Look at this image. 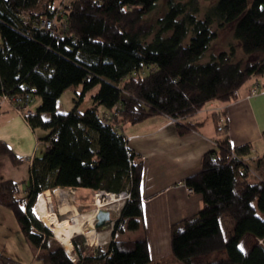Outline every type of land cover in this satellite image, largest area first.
<instances>
[{"label": "trees", "instance_id": "obj_1", "mask_svg": "<svg viewBox=\"0 0 264 264\" xmlns=\"http://www.w3.org/2000/svg\"><path fill=\"white\" fill-rule=\"evenodd\" d=\"M159 0H0V93L26 83L40 102L25 116L30 126L46 131L47 150L30 162L24 195L19 182L0 181V204L14 216L24 237L38 249L37 264H165L152 260L146 239L122 238L142 218V162L129 149L123 124L152 115L177 119L178 133L199 123L180 121L210 100L230 102L253 77L264 87V0H165L163 11L150 14ZM60 4V6L58 5ZM22 14L55 17L58 34L25 24ZM216 24L230 26L242 55L232 43L210 53ZM7 42V45L4 44ZM82 84L80 95L98 85L92 102L57 111L62 92ZM76 102V101H75ZM77 103V102H76ZM221 116L212 113V118ZM217 147L204 152L200 169L184 184L199 193L200 209L170 227L174 264H208V256L225 251L220 264H264V177L249 180L243 157L251 144L232 147L225 125L216 122ZM14 164L22 158L0 141V155ZM260 166L264 153L254 159ZM130 190L105 248L90 250L84 236L71 237L75 259L34 213L39 193L55 188ZM255 201V204H254ZM234 221L226 238L220 217ZM254 236L244 252V234ZM179 261V262H177ZM0 264H24L0 252Z\"/></svg>", "mask_w": 264, "mask_h": 264}, {"label": "crops", "instance_id": "obj_2", "mask_svg": "<svg viewBox=\"0 0 264 264\" xmlns=\"http://www.w3.org/2000/svg\"><path fill=\"white\" fill-rule=\"evenodd\" d=\"M261 81V77H253L239 88L234 100H210L206 107L204 105L195 113L181 118L182 122H203L197 129L183 134L177 131L178 120L164 114H155L138 123L119 127V131L127 137L129 149L142 162V218L137 229L128 230V238L144 237L152 260L167 258L165 263L168 259L172 260L171 225L194 214L202 205L199 193L187 192L184 179L200 169L202 154L216 148L217 140L223 136L218 133L213 118L209 123L212 128L207 126L209 114L215 112L221 116L220 112L224 110L225 130L231 146L252 145V151L245 155L247 161H254L255 157L264 153V87H261ZM256 83V93L250 94ZM29 107L35 110L31 103ZM205 127L208 129L205 130ZM45 133L41 128L33 129L11 105L0 107V141L14 155L22 158V162L14 164L9 155H0V181L12 180L27 184L32 158L41 156L47 150L48 143L42 138ZM69 189L63 188L67 194L65 203L68 204L64 211L74 212L76 207L71 200L79 197L80 203L85 204L91 189H74V195ZM64 205L59 207V214H63L61 207ZM107 231L105 235L111 236V229ZM0 252L24 264H37L35 255L38 249L21 233L11 211L1 204Z\"/></svg>", "mask_w": 264, "mask_h": 264}, {"label": "rangeland", "instance_id": "obj_3", "mask_svg": "<svg viewBox=\"0 0 264 264\" xmlns=\"http://www.w3.org/2000/svg\"><path fill=\"white\" fill-rule=\"evenodd\" d=\"M164 4H165V0H159L157 2V6L155 10L150 14V17L154 16L155 18L157 15H160L163 11ZM208 4H210V1L200 0V6H201L200 14L202 13L203 8L207 6ZM58 5L60 6L59 3ZM212 28L217 30L218 34H217V37L212 41L211 48L210 50H208L203 60H206L210 53H215L221 49H228V47L232 43L236 47L237 55L239 56L243 54L241 51L239 42L233 39V33H232V29L230 26H226L225 28L219 29L217 28L216 24H213ZM261 87L263 86L261 85ZM97 88H98V85L94 86L93 88H90L89 90L84 92L82 95H80V92L82 90V84H78V85H74V86H70L66 88L62 92L60 97L58 98L57 111L67 112L71 110L75 105H77L78 110L84 111L91 104L92 102L91 95L95 93ZM214 101L220 102V100H214ZM39 102H40L39 96L33 95L30 103L32 104V107L34 109L38 106ZM206 106H207V103L205 104V107ZM211 119H212V115L209 114V120L207 121V126L209 128H212V126L209 124L210 122H212ZM225 121H226V118H224L223 116L216 118V122L220 125L224 126ZM208 127H205V130H207ZM247 163L250 168L249 169L250 170L249 180L256 181L257 179L264 177V163L261 164L260 166H257L254 163V161H247ZM25 186L26 185L24 182H21L19 184V191L17 193L18 196L24 195ZM45 191L38 194L36 202L33 206V211L45 223L44 225H46L47 228H49V226L51 225L50 219L52 220L54 218H57L58 220L61 221L64 217H68V218H72L73 216L81 217L83 215H86L87 213L94 212L97 208L95 204V197H96L95 190H91L90 193L86 197L87 199L85 203L86 205L85 204L82 205L80 203L81 200L79 199V197L78 198L74 197V199L71 200V202L76 207L74 212L70 211L67 214H59V210H60L59 207L66 204L65 203V199L67 197V194L65 193L66 191L63 190V188H55L52 191L51 190H45ZM72 195H74V193H72ZM104 197L106 198V196ZM46 198H48L47 203H46ZM122 204H123V199H120V200L108 202L104 204L103 206H101L100 208L110 209L111 219H114V217L116 218V214L119 212ZM254 204H255V201H254ZM257 212L261 217L264 218V212L260 211L259 209L257 210ZM220 224L223 230L224 237L227 238L232 233L234 221L233 219H231L230 217L224 214L220 217ZM112 226L113 225L103 230L102 229L95 230L93 229V227H89L85 225L84 229L81 231L82 233L76 232L73 235L82 234L84 236V244L91 251L94 249H97L98 247H101V249H103L105 248V245L111 238V236L105 235L107 233H104V232H109L107 230L112 229ZM120 236L122 238L130 237L129 231L125 230L124 233H122ZM253 238L254 236L252 234H249V233L244 234V236L241 238L239 242V246L242 249V251L246 252L249 249V247L252 244ZM67 252L69 256L71 257V259L72 257L75 258L76 255L73 250V245L71 249ZM207 258H208V264H220L222 261H225L227 259V255L225 251H216V252L211 253ZM173 262L175 263V261L168 259V261L165 264H172ZM180 264H184V263L180 262Z\"/></svg>", "mask_w": 264, "mask_h": 264}, {"label": "built area", "instance_id": "obj_4", "mask_svg": "<svg viewBox=\"0 0 264 264\" xmlns=\"http://www.w3.org/2000/svg\"><path fill=\"white\" fill-rule=\"evenodd\" d=\"M21 16H22V20L25 24L31 23L32 24L31 26L41 28V29H45V30H49L52 34H58V32H59L58 25L56 23L54 16L49 17V16L44 15V14H40V15L35 16V17H31L29 14H22ZM4 44L7 45V42L4 41ZM257 89H258V84L256 83L253 86L250 94H255ZM32 96H33L32 90L29 88V86L26 83H21L18 90H16V91H13V92L3 91L0 93V107H2V105H6V104L11 105L16 112H18L20 115H22L25 118V116L33 113V110L29 107ZM250 151H252V148L250 149ZM242 159L244 162H247L246 156H244ZM186 190L189 193L193 192V189L191 187H188V186H186ZM69 192L74 193V189H69ZM95 195H96L95 204L97 206V208H96V210H97L101 206H103L104 204L111 202L110 200H108L109 195L115 196L116 199L114 201L123 199V203H124L125 200L130 199V190L128 188H125L123 190L114 192V191H106L103 189H97V190H95ZM104 196H106V198ZM97 198L98 199L101 198V200H102L100 205L96 202ZM96 210L94 211V214H95ZM108 210H110V209H108ZM119 212H120V210H119ZM119 212L116 214V218L114 217V219H112L111 225H113L114 221L117 219ZM110 214H111V212H110ZM74 259L75 258L72 257V260H74Z\"/></svg>", "mask_w": 264, "mask_h": 264}, {"label": "bare ground", "instance_id": "obj_5", "mask_svg": "<svg viewBox=\"0 0 264 264\" xmlns=\"http://www.w3.org/2000/svg\"><path fill=\"white\" fill-rule=\"evenodd\" d=\"M108 198H109L108 200L110 201H114L116 199L115 196L113 195H109ZM47 199L48 198H46V203H47ZM96 202L100 205L102 202L101 198L99 199L97 198ZM65 206H68V204H65L64 207H61L63 214H67L69 212V211H64V208H66ZM93 222H94V212L87 213L86 215H83L81 217H77V216H73L72 218L64 217L61 221L58 220L57 218H54L52 220L50 219L51 225L49 226V228L53 232L56 239L59 240V242L65 247L67 251H69L72 247L71 237L73 236V234L76 232H81L84 229L85 225L89 227H93Z\"/></svg>", "mask_w": 264, "mask_h": 264}, {"label": "water", "instance_id": "obj_6", "mask_svg": "<svg viewBox=\"0 0 264 264\" xmlns=\"http://www.w3.org/2000/svg\"><path fill=\"white\" fill-rule=\"evenodd\" d=\"M111 221L112 219H111L110 210L106 208H99L96 210L94 214L93 229L95 230L107 229L111 226Z\"/></svg>", "mask_w": 264, "mask_h": 264}]
</instances>
